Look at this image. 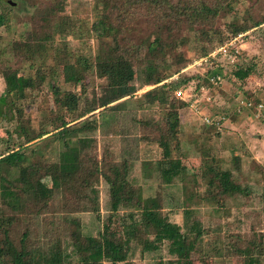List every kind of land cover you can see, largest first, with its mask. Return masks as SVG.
Returning <instances> with one entry per match:
<instances>
[{
    "label": "rangeland",
    "instance_id": "obj_1",
    "mask_svg": "<svg viewBox=\"0 0 264 264\" xmlns=\"http://www.w3.org/2000/svg\"><path fill=\"white\" fill-rule=\"evenodd\" d=\"M102 1L0 0V17L4 18L0 21V156L18 149L25 155V164L39 165L41 182L49 186L48 167L64 148L61 141L54 139V129L60 122L84 114L71 124L88 121L94 129L72 135L69 140L85 137L86 154L91 156L93 165H118L123 161L128 164L127 181L131 188L143 199H157L161 213L178 226L187 241L193 242L191 264H245L229 248L236 239L245 242L252 234L264 235V36L251 33L247 39L241 56L243 63L253 65L254 72L244 81L234 80L230 76L232 69L223 65L225 76L220 85L200 83L209 102L200 92L193 91L192 84L188 88L190 97L184 100L172 90L167 92L164 104H146L141 96L155 87L145 83L149 69L165 79L160 84L175 80L181 69L217 46L213 32L223 40L230 34V25L250 30L254 23H260L264 19V0H226L211 27L178 23L175 29H166L161 35L166 42L164 53L152 60L147 56V43L157 30L161 8L151 6L149 0L126 6L122 0H111L116 6L112 3L108 12L110 21L122 26V33L113 41L111 36L90 29L102 12ZM182 1L167 3L180 9ZM205 2L211 4L212 0ZM116 42L136 51L127 80L135 92L129 99L102 109L106 80L98 76L93 60L98 51L113 47ZM79 56L87 60L90 69L78 72L75 60ZM178 59L189 60V64L179 69ZM64 64L76 68L78 83L62 80ZM203 67H189L186 73H199ZM4 70L15 73L18 79L24 78L22 92L6 91ZM243 98L252 106L261 104L260 112L239 105ZM114 104L119 105L109 109ZM202 115L224 116L217 135L201 123ZM170 116L178 121L174 139L177 149L172 156L182 159L186 168L180 178L163 185L152 166L160 158V150L148 140L152 134L143 122L164 128ZM39 135L42 137L37 138ZM73 153L77 155L76 150ZM233 157L235 163L231 161ZM209 161L232 174V194L221 201L217 210L214 204L200 200L204 196L203 185L199 181L195 188L193 181L194 173L202 175L205 162ZM15 176V170L0 166V185L5 178ZM89 188L94 192L96 214L89 211L87 200L73 199L61 191H53L43 209L26 203V208L12 212L2 205L0 192V225L7 229L11 242L29 255L46 254L54 246L71 252L69 234L75 228L72 221L78 223L81 235L96 237L110 214L112 193L102 177L91 178ZM243 188L244 195L240 192ZM127 211L119 209L116 214L124 216ZM8 220L10 225L6 226ZM130 245L131 252L122 264H178L168 255L167 242L153 252H141L136 245ZM89 263L105 264L93 260Z\"/></svg>",
    "mask_w": 264,
    "mask_h": 264
},
{
    "label": "trees",
    "instance_id": "obj_2",
    "mask_svg": "<svg viewBox=\"0 0 264 264\" xmlns=\"http://www.w3.org/2000/svg\"><path fill=\"white\" fill-rule=\"evenodd\" d=\"M143 1L146 2L147 0H122L125 6L126 3L133 4ZM167 1L149 0L151 6L160 7L162 11L157 19L158 25L155 27L157 30L153 31V38L147 43V56L151 60L159 58L164 53L166 42L161 37L163 31L168 28L175 29L180 23L187 24L189 27L195 25L198 27H211L213 20L224 7V2H226V0H212L211 4H206L205 0H183L180 9H176V5H169ZM112 3L111 0L101 2L102 12L97 15V19L92 23L90 29L100 35L111 36L112 40L115 41L116 36L122 33V26L114 25L110 21L111 18L108 12ZM113 6H116L115 2ZM121 12L125 13V10ZM3 20L4 18L0 17V21ZM116 20L120 19L117 18ZM163 23L165 24L162 26ZM260 23H254L251 26V28H255L251 32L252 34L264 36V30L258 28ZM154 24L155 22L152 23V25ZM229 28L230 34L223 40L213 32V35L217 37V45L237 33L249 30L231 25ZM135 52L132 47L126 44L120 46L116 42L113 47L102 49L95 55L93 68L97 71L99 77L106 80V94L103 96L100 106L102 109L123 98L128 97L127 99H129L135 92L134 87L128 84L127 81L131 75V61L135 56ZM241 53L237 57L234 66L226 63L221 64L218 61H209L200 70L201 72H194L195 74L190 76L186 73L187 70L181 72V68L189 64V60L178 59L179 69L181 70L179 73V69L177 70V78L162 84L160 83L165 79L155 76L153 70L149 69V76L145 83L155 87L143 93L141 98L149 105H152L154 101L164 104L167 101L169 90L174 92L179 89H191L190 85L192 84L193 91H199L200 83L202 81L206 83L207 77L220 75L223 79L225 76L224 70H222L223 65L232 69L230 76L234 80L242 82L254 72V68L252 64L243 63ZM75 66L79 68L78 72L90 69V64L81 56L76 58ZM76 68L68 64L62 66V80L65 83L75 84L80 81ZM2 76L8 93L17 94L23 91L24 78L18 79L15 73L7 70L3 71ZM240 101L246 102L249 100L243 98ZM118 105L109 106V109L113 110ZM65 109L70 112L73 111L69 108ZM83 116L84 114H80L76 119L69 122L62 121L54 129V139L57 142L61 141L64 148L58 154L57 161L51 163L48 167L49 186L41 182L39 165L25 164V155L18 149L0 156V166L16 171L15 177L5 178L1 182L2 205L12 212L26 208V203H31L32 206L43 209L46 207L47 201L52 198L53 191H61L65 195L73 197V199L87 200L91 205L89 211L96 214L95 196H93L94 192L89 188V185L91 178L101 176L112 193L109 206L110 214L106 216L96 237L81 235L78 223L72 221L75 223V228L69 234L71 252H66V249L54 246L50 248L48 253L38 254L36 257L33 254L29 255L21 246L16 247L11 242L7 229L3 230L0 225V264H90V260L105 264H122L131 252V243L139 247L141 252H153L163 242H167V253L173 256L178 264H191L189 254L194 247L193 242L187 241L185 234L180 231L178 226L170 222L161 213L157 199H143L136 193L135 189L131 188L127 181L128 164L123 161L118 165L109 164L108 162L100 163L99 167L93 165L91 156L86 154L87 142L85 137H76L74 140H69L72 135L83 134L94 129V125L88 121L76 125L71 124ZM143 125L148 133L152 134L148 140L154 141L160 150V158L153 161L152 166L157 172L161 183L169 185L174 179L180 178L186 168L182 159L172 156V151L177 149V144L174 142L178 128L177 118L170 116L164 128L155 123L143 122ZM208 128L213 129L216 135L219 132L216 127L208 126ZM42 135L37 136V138H41ZM173 142L174 145L171 146ZM74 150L77 151V155L73 153ZM231 161L235 163V157ZM205 163L206 167L203 174L194 173L193 181L195 188L198 187L197 183L199 181L203 185L204 196L200 200H204L208 204H214L215 210H217L221 206V201L232 194V174L228 169L221 168L212 161ZM240 192L242 195L246 194L245 188ZM119 209H128V211L124 216H121L116 214ZM7 225H10V220L6 221ZM263 238V234H252L245 242L236 239L230 246L229 251L234 256L243 258L245 264H264V256H261L263 253Z\"/></svg>",
    "mask_w": 264,
    "mask_h": 264
},
{
    "label": "built area",
    "instance_id": "obj_3",
    "mask_svg": "<svg viewBox=\"0 0 264 264\" xmlns=\"http://www.w3.org/2000/svg\"><path fill=\"white\" fill-rule=\"evenodd\" d=\"M258 28H262L264 30V21H262L260 23ZM254 29L255 28H251L250 30H247V31L241 32V33H237L236 35L229 37L228 39L223 41L221 44L215 46L213 49L208 51L207 54L204 55L203 57H201L200 59H198L197 62H193L187 68L181 70V72L188 70L189 67L199 68V67H201L202 64L204 66L209 61H218L220 63H226L230 66H234L236 64L237 57L240 55V53L242 51H244V47L247 44V39L249 38V36L251 35V32ZM221 83H222V77L220 75H212V76H209L206 78V84H208V85L218 86ZM188 90L189 89H179L178 91H174L173 93L178 99L184 100V97H190ZM198 92H200L201 95L205 96L204 99L206 102L210 101V98L207 96V93L204 90L203 86L199 87ZM204 96H202V97H204ZM192 97L194 98L195 95H192ZM193 104H195L194 101H193ZM189 105H191V104H189ZM239 105H241L244 108L253 107L254 110H256L257 112H260V110L262 109L261 104H254L252 106L248 101H246V102L239 101ZM191 106H193V105H191ZM195 110H197V109L195 108ZM200 118L202 121L201 123L203 125L216 127L218 129H220L221 124L223 123V121L225 119L223 115L211 116V117L206 116V115H202Z\"/></svg>",
    "mask_w": 264,
    "mask_h": 264
}]
</instances>
